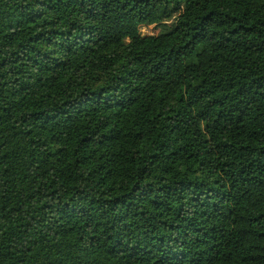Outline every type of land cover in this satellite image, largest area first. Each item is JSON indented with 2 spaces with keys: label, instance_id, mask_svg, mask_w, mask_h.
<instances>
[{
  "label": "trees",
  "instance_id": "obj_1",
  "mask_svg": "<svg viewBox=\"0 0 264 264\" xmlns=\"http://www.w3.org/2000/svg\"><path fill=\"white\" fill-rule=\"evenodd\" d=\"M0 264H264V0H0Z\"/></svg>",
  "mask_w": 264,
  "mask_h": 264
},
{
  "label": "rangeland",
  "instance_id": "obj_2",
  "mask_svg": "<svg viewBox=\"0 0 264 264\" xmlns=\"http://www.w3.org/2000/svg\"><path fill=\"white\" fill-rule=\"evenodd\" d=\"M162 29L161 25H151V26H144L141 28L142 34H155L158 33Z\"/></svg>",
  "mask_w": 264,
  "mask_h": 264
}]
</instances>
